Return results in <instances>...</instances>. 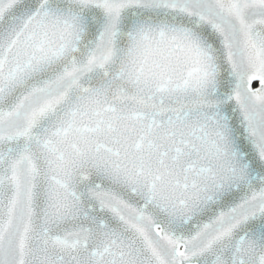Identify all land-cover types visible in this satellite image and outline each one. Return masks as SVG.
Here are the masks:
<instances>
[{
	"label": "snow or ice",
	"instance_id": "6c2138e0",
	"mask_svg": "<svg viewBox=\"0 0 264 264\" xmlns=\"http://www.w3.org/2000/svg\"><path fill=\"white\" fill-rule=\"evenodd\" d=\"M0 264H264V0H0Z\"/></svg>",
	"mask_w": 264,
	"mask_h": 264
}]
</instances>
